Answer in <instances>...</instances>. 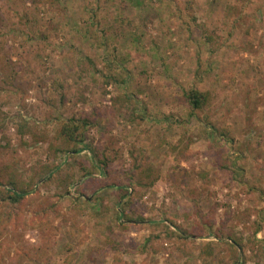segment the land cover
Segmentation results:
<instances>
[{"label":"rangeland","instance_id":"1","mask_svg":"<svg viewBox=\"0 0 264 264\" xmlns=\"http://www.w3.org/2000/svg\"><path fill=\"white\" fill-rule=\"evenodd\" d=\"M0 181V264H264V0H0Z\"/></svg>","mask_w":264,"mask_h":264},{"label":"trees","instance_id":"2","mask_svg":"<svg viewBox=\"0 0 264 264\" xmlns=\"http://www.w3.org/2000/svg\"><path fill=\"white\" fill-rule=\"evenodd\" d=\"M186 98L191 105L192 112L195 113L197 110L203 108V106L208 102V94L205 91H201L197 88H191L185 90ZM93 120L89 118L76 119L71 118L65 123L62 124L60 134L68 139L69 141H74L77 144L83 145L87 138V129L92 126ZM84 146V145H83ZM88 146V145H87ZM78 152V150H75ZM94 155L96 156L97 161L101 165L107 164V156L104 151L100 149L94 150ZM139 184L144 185L143 182ZM7 186V187H1ZM28 190L19 189L16 185L9 183L4 184L0 181V201L2 202H12L17 203L26 197ZM123 215H125L124 209H122ZM126 216V215H125ZM126 218V217H125ZM127 219V218H126ZM180 237H185L180 235ZM230 244L234 249L242 248L243 244L240 240L229 237Z\"/></svg>","mask_w":264,"mask_h":264}]
</instances>
